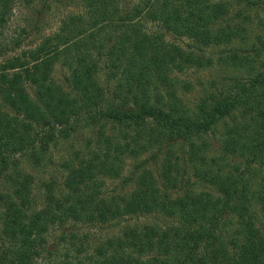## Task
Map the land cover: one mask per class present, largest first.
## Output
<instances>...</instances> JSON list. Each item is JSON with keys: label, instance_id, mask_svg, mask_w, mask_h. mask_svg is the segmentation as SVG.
Returning a JSON list of instances; mask_svg holds the SVG:
<instances>
[{"label": "trees", "instance_id": "1", "mask_svg": "<svg viewBox=\"0 0 264 264\" xmlns=\"http://www.w3.org/2000/svg\"><path fill=\"white\" fill-rule=\"evenodd\" d=\"M17 1L0 0V32ZM122 2L79 0L84 12L35 47L23 48L28 27L0 42V95L15 111L0 112V185L11 188L0 195V264H264V20L256 35L249 18L264 0ZM57 63L68 89L53 78ZM213 66L225 71L189 105L177 75ZM58 125L65 136L100 129L40 209L14 158L39 163ZM141 216L155 221H130ZM107 227L117 233L102 236Z\"/></svg>", "mask_w": 264, "mask_h": 264}, {"label": "rangeland", "instance_id": "2", "mask_svg": "<svg viewBox=\"0 0 264 264\" xmlns=\"http://www.w3.org/2000/svg\"><path fill=\"white\" fill-rule=\"evenodd\" d=\"M123 6L125 8L133 7L138 3L139 0H123ZM43 1L42 0H18L13 8L11 18L9 19V23L5 28L0 32V42L4 41L7 38H10L13 34L19 33L22 27H28L30 29L29 35L24 40L23 48L35 47L40 41L50 34H53L59 30L60 24L62 20L70 14L80 15L84 12L83 6L79 3V0H52L51 6L47 5V7L42 8ZM246 17L241 13V17ZM249 18L252 22V26L256 35L258 33V29L262 26V22L264 20V3L261 6L255 7L250 10ZM148 28L151 30H164L157 23L149 22ZM261 31V30H260ZM254 32V33H255ZM169 40L176 42L179 46L187 49L188 46L192 45L190 39L174 37L170 36ZM222 46L220 49L215 47L214 52L212 54L217 53L219 50L224 49ZM206 53H210V49L206 48ZM0 60L2 58L0 57ZM213 69L208 68H199V69H190L186 70L182 73H179L177 77L182 83L187 85L186 88H183V93L189 105L194 104L198 101L199 91L202 89V83L207 82L208 79H211L213 76L219 74L218 72L225 71V68L213 66ZM227 72V70H226ZM53 78L54 80L61 84L62 87L68 89L70 73L69 70L57 63L53 70ZM218 76V75H217ZM99 77L102 83L107 84L105 81L106 75L101 70L99 73ZM190 87H189V86ZM72 89V88H71ZM27 91L30 94L32 99H36V94L33 90L32 85L27 84ZM0 112L15 114V111L1 98L0 95ZM233 120L231 117L224 120L223 123L219 124V129L216 133L208 136L209 142L212 144H216L218 142L219 137H221V133L224 129L231 123ZM99 126V125H98ZM55 138L50 141L48 144V150L44 154L41 155V161L36 162L35 157L31 155V153L26 155H16L14 160L18 162L20 168H23L25 171L29 172L34 177V188L32 194L35 197L37 208L43 206L44 201V193L46 192V186L49 184H53V186H57L58 188H62V183L65 177V167L64 163L68 160H73L77 153L81 151H85V147H87V143L94 138L95 133L100 129L96 126V130H91L90 128H78L76 131H71L69 136H65V132H62V126H55ZM101 127V126H100ZM112 124H109L106 127V132L111 131ZM105 129V128H104ZM65 133V134H64ZM211 144V145H212ZM214 148V145H212ZM39 149V147L37 148ZM135 160L132 158H128L125 161V173L128 174L134 167ZM122 178L107 180V188L108 191L120 190ZM134 185H130L128 187V191L133 190ZM11 191L10 186L7 183L2 181L0 185V195L5 191ZM4 201L0 200V239L2 237L3 231V223H2V213L4 211ZM132 222L138 223H149L155 221V218L151 216H141L135 219L130 220ZM117 227H107L102 231V236L108 237L109 235H113L117 233ZM95 234V232H93ZM58 232L53 235H57ZM50 237V240L54 236Z\"/></svg>", "mask_w": 264, "mask_h": 264}]
</instances>
